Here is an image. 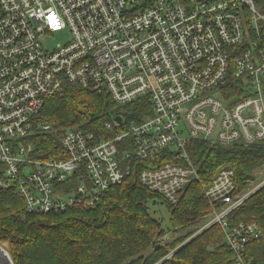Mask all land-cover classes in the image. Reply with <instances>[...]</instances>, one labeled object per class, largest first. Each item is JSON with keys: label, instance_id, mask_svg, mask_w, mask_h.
<instances>
[{"label": "built area", "instance_id": "1", "mask_svg": "<svg viewBox=\"0 0 264 264\" xmlns=\"http://www.w3.org/2000/svg\"><path fill=\"white\" fill-rule=\"evenodd\" d=\"M57 33L70 40L50 48L45 39ZM230 74L243 86L226 102ZM64 82L118 106L146 97L151 117L127 128L105 123L106 141L67 129L62 159L34 160L20 141ZM201 142L264 149V13L254 0H0V192L17 188L27 213L94 209L129 173L123 162L160 154L165 162L143 169L139 182L175 204L199 182L188 147ZM253 177L237 191L224 167L203 189L210 211L196 234L219 227L236 264H247L246 247L262 237L255 223L228 225L264 188V166ZM0 264H13L1 246Z\"/></svg>", "mask_w": 264, "mask_h": 264}, {"label": "trees", "instance_id": "2", "mask_svg": "<svg viewBox=\"0 0 264 264\" xmlns=\"http://www.w3.org/2000/svg\"><path fill=\"white\" fill-rule=\"evenodd\" d=\"M254 2L264 13V0ZM242 86L230 74L222 91L225 101L238 99ZM117 117L124 128L143 123L151 117L149 100L143 97L118 106L107 94L64 82L62 94L44 103L34 119L33 134L20 143L31 147L34 160L62 159L60 140L67 129L81 128L106 141L111 135L103 127ZM43 126L49 130L43 131ZM122 151L120 146L119 154ZM188 154L199 182L189 183L175 204L139 182L143 169L165 162L162 154L153 162H123L129 173L94 209L76 206L61 212L27 213L17 188L0 192V246L13 264H236L219 227L196 234L210 211L203 189L224 167L233 170L237 191L247 189L253 172L264 166V149L260 143L224 148L201 142L192 143ZM150 204L162 205L168 212L167 231L151 218ZM251 223L261 229L262 237L246 247L244 259L247 264H264V188L228 217L230 227Z\"/></svg>", "mask_w": 264, "mask_h": 264}, {"label": "rangeland", "instance_id": "3", "mask_svg": "<svg viewBox=\"0 0 264 264\" xmlns=\"http://www.w3.org/2000/svg\"><path fill=\"white\" fill-rule=\"evenodd\" d=\"M69 40H70V37L67 33H57L52 38L45 39V44L49 42L48 46L51 48L57 44L63 45L67 43ZM149 214L151 218L160 221L162 229L164 231H167V229L169 228V214L162 205H151L150 204ZM203 223H201V225Z\"/></svg>", "mask_w": 264, "mask_h": 264}, {"label": "water", "instance_id": "4", "mask_svg": "<svg viewBox=\"0 0 264 264\" xmlns=\"http://www.w3.org/2000/svg\"><path fill=\"white\" fill-rule=\"evenodd\" d=\"M113 121H114L115 123H117L119 126H122V125H123V123H122L120 117L115 118Z\"/></svg>", "mask_w": 264, "mask_h": 264}, {"label": "crops", "instance_id": "5", "mask_svg": "<svg viewBox=\"0 0 264 264\" xmlns=\"http://www.w3.org/2000/svg\"><path fill=\"white\" fill-rule=\"evenodd\" d=\"M257 170V169H256ZM254 173V172H253ZM254 178V177H253ZM254 181V180H253Z\"/></svg>", "mask_w": 264, "mask_h": 264}]
</instances>
